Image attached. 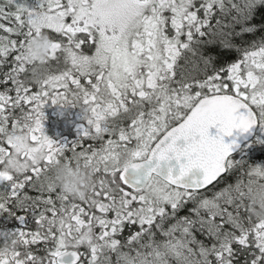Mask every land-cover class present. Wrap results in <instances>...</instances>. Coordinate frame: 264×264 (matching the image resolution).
<instances>
[{"label": "snow or ice", "instance_id": "snow-or-ice-1", "mask_svg": "<svg viewBox=\"0 0 264 264\" xmlns=\"http://www.w3.org/2000/svg\"><path fill=\"white\" fill-rule=\"evenodd\" d=\"M49 103L80 109L74 139L46 134ZM254 129L264 0H0V264H264V171L233 155ZM61 159L88 194L56 187Z\"/></svg>", "mask_w": 264, "mask_h": 264}, {"label": "clouds", "instance_id": "clouds-1", "mask_svg": "<svg viewBox=\"0 0 264 264\" xmlns=\"http://www.w3.org/2000/svg\"><path fill=\"white\" fill-rule=\"evenodd\" d=\"M43 21L36 20L35 25ZM52 41L46 31H41L34 36L29 43L26 55L29 61H34L38 67H43V62L48 59ZM43 74V73H41ZM260 171H264V165H260ZM52 179L57 188L70 198H79L88 194L95 183V172L91 166L75 160L61 159L52 166ZM244 199L248 208L254 216L264 219V181H256L246 185ZM6 247H11L9 243ZM4 248H0L3 251Z\"/></svg>", "mask_w": 264, "mask_h": 264}, {"label": "trees", "instance_id": "trees-1", "mask_svg": "<svg viewBox=\"0 0 264 264\" xmlns=\"http://www.w3.org/2000/svg\"><path fill=\"white\" fill-rule=\"evenodd\" d=\"M44 128L46 134L54 139L72 140L77 134V125L80 123V109L75 106H62L49 103L44 108ZM246 160L249 164L264 165V145L258 151H254ZM247 170V166L245 171ZM247 179V177H244Z\"/></svg>", "mask_w": 264, "mask_h": 264}, {"label": "flooded vegetation", "instance_id": "flooded-vegetation-1", "mask_svg": "<svg viewBox=\"0 0 264 264\" xmlns=\"http://www.w3.org/2000/svg\"><path fill=\"white\" fill-rule=\"evenodd\" d=\"M256 135H261V133L258 132V130L256 131ZM251 145V146H249ZM264 144H251V141L246 143L242 149L234 154V156L237 158V159H247L248 157H250L252 154H254L253 152L254 151H258L260 147H262ZM247 161V160H246ZM248 163H250L249 161H247ZM257 164L258 162L255 161Z\"/></svg>", "mask_w": 264, "mask_h": 264}, {"label": "water", "instance_id": "water-1", "mask_svg": "<svg viewBox=\"0 0 264 264\" xmlns=\"http://www.w3.org/2000/svg\"><path fill=\"white\" fill-rule=\"evenodd\" d=\"M213 131H214V130H213ZM255 133H256V130L254 129L252 132H250V133H246V134H243V135H241L240 137H238V142H239V144L241 145V147L238 148V149H236V151L233 153V155H234L235 153H237V152L242 148V146H243L245 143H247L248 141H250L249 139H246V137L255 136ZM225 139H226V141H228V140L231 139V137H226Z\"/></svg>", "mask_w": 264, "mask_h": 264}]
</instances>
